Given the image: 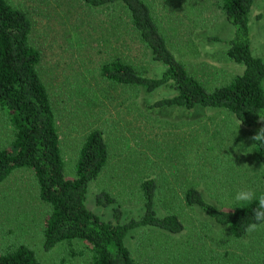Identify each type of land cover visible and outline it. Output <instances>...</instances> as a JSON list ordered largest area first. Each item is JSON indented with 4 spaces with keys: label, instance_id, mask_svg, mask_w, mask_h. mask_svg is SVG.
I'll return each mask as SVG.
<instances>
[{
    "label": "rangeland",
    "instance_id": "rangeland-1",
    "mask_svg": "<svg viewBox=\"0 0 264 264\" xmlns=\"http://www.w3.org/2000/svg\"><path fill=\"white\" fill-rule=\"evenodd\" d=\"M32 22L30 43L40 52L38 72L55 113L64 160V175L74 178V165L87 133L99 129L109 147L103 171L89 185L86 205L102 220L120 205L123 221L143 212L140 181L157 184L158 216L175 214L179 234L154 228L130 232L125 245L140 264H264V228L234 238L187 206L184 193L194 187L218 209L240 203L236 193L251 188L264 194V169L252 157L255 130L241 126L224 110L150 109L172 92L160 88L116 85L100 75V67L116 57L142 75H160L119 6L92 9L80 0H8ZM160 26L168 47L191 74L209 87L226 82L241 65L226 55L233 28L219 0H144ZM250 48L264 61V0H255L249 16ZM264 88V83H263ZM0 112V149L12 141ZM106 191L118 204L99 207L95 195ZM48 205L38 198L30 169H17L0 183V253L20 245L43 264H90L81 242H62L44 251L43 228Z\"/></svg>",
    "mask_w": 264,
    "mask_h": 264
},
{
    "label": "trees",
    "instance_id": "trees-1",
    "mask_svg": "<svg viewBox=\"0 0 264 264\" xmlns=\"http://www.w3.org/2000/svg\"><path fill=\"white\" fill-rule=\"evenodd\" d=\"M92 9L119 6L126 14L138 41L158 63L160 75H142L132 64L116 57L100 67V75L109 82L152 93L160 88L172 92L149 107L219 109L237 122L255 130L264 129V61L250 48L249 16L255 0H219L226 21L233 28L227 42V58L241 65V71L226 82L209 87L188 70L168 47L149 5L144 0H80ZM32 22L28 14L0 0V112L7 120L12 141L0 149V183L17 169L33 171L38 198L48 205L43 228V250L50 251L62 242H81L91 253L90 264H140L125 245L130 232L154 228L179 234L183 225L175 214L158 216L155 210L157 184L154 179L140 181L143 204L138 219L123 221L121 206L111 207V219L102 220L86 205L89 185L97 179L109 159L104 133H87L74 165V178L64 175V160L55 113L45 84L38 72L40 52L30 43ZM252 157L264 169V140H254ZM187 206H197L202 213L234 238H242L252 222L256 201L238 203L230 209H218L201 192L191 187L184 193ZM94 203L99 207L118 204L106 191L98 192ZM0 264H43L34 252L20 245L0 253Z\"/></svg>",
    "mask_w": 264,
    "mask_h": 264
},
{
    "label": "clouds",
    "instance_id": "clouds-1",
    "mask_svg": "<svg viewBox=\"0 0 264 264\" xmlns=\"http://www.w3.org/2000/svg\"><path fill=\"white\" fill-rule=\"evenodd\" d=\"M253 139L256 141L264 140V129L258 135L254 136ZM235 200L242 203L256 201V207L252 209V222L245 228L246 233L250 234L260 228H264V194L257 197L251 188H244L236 193Z\"/></svg>",
    "mask_w": 264,
    "mask_h": 264
}]
</instances>
